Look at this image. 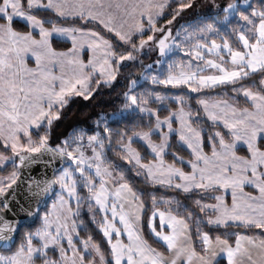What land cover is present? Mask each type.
<instances>
[{"label":"snow or ice","instance_id":"1","mask_svg":"<svg viewBox=\"0 0 264 264\" xmlns=\"http://www.w3.org/2000/svg\"><path fill=\"white\" fill-rule=\"evenodd\" d=\"M0 264H264V0H0Z\"/></svg>","mask_w":264,"mask_h":264},{"label":"trees","instance_id":"2","mask_svg":"<svg viewBox=\"0 0 264 264\" xmlns=\"http://www.w3.org/2000/svg\"><path fill=\"white\" fill-rule=\"evenodd\" d=\"M200 2L204 3L205 0H200ZM155 58L156 57H155L154 53H151L150 56L142 57V59H144L146 63L150 62V59H155ZM125 71H134V69L128 68V69H125ZM120 87H121V85H117L116 91H119ZM114 97H115V92H112L110 94L107 90H105V93H104L105 99H111ZM93 103H95V102H93ZM102 108L109 110V111L111 110V107L108 105H97L95 108H93V106L91 104H89L88 102H85V101H77V102L73 103L66 113V118L64 120H62L60 125L55 129V134H60V133L65 132L74 124H81L84 121H88L89 123H91L90 117H91L92 113L94 111H96V112L101 111ZM113 126L115 127L116 125H113ZM134 146H139V145L134 144ZM109 155L112 156V153L110 152ZM8 170H10V166L7 170H5V172L3 174H6V171H8ZM137 186L140 187L142 185H139V183H138ZM156 194L158 196H162V195H167L168 193L163 188L158 187L156 190ZM92 234H93L94 238L97 240H99L101 238L100 234L94 230L92 231ZM81 235H86V233L82 232Z\"/></svg>","mask_w":264,"mask_h":264},{"label":"water","instance_id":"3","mask_svg":"<svg viewBox=\"0 0 264 264\" xmlns=\"http://www.w3.org/2000/svg\"><path fill=\"white\" fill-rule=\"evenodd\" d=\"M34 171H33V175H36L39 171H40V166L39 165H36V166H34ZM22 222H24L23 221V218H22ZM27 223H31V221H27Z\"/></svg>","mask_w":264,"mask_h":264}]
</instances>
